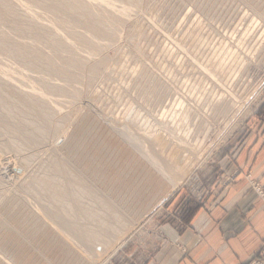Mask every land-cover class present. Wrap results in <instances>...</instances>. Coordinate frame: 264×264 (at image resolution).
<instances>
[{
    "label": "rangeland",
    "instance_id": "1",
    "mask_svg": "<svg viewBox=\"0 0 264 264\" xmlns=\"http://www.w3.org/2000/svg\"><path fill=\"white\" fill-rule=\"evenodd\" d=\"M33 1L37 0H32V3L39 5L35 11L42 7ZM38 11L42 12L43 8ZM67 13L74 16L73 12ZM122 24L115 41L103 50L107 68L101 69L92 85L87 86V79L74 83L82 89L78 101L73 93L70 94L73 91L71 87L67 88V91L71 89L68 93L46 90L44 93L50 94V99H45L50 101L53 98L50 102L36 98L35 102L30 101L25 92L33 93L35 85L37 90L43 88L40 69L33 68L30 74L32 71L24 70L25 59L12 60L8 56L10 52L0 50V61H3L0 62V74H6L0 75L3 82L0 84V107L7 106L0 108V114L4 113L0 116V127L5 128H0V164L3 166L5 159H10L14 165L25 168L24 173H16L15 170L9 171L11 174L6 173L10 176L0 170V251L7 252L16 264H95L97 260L96 264H143L153 253L161 225L172 219L171 212L175 206L183 205V213L178 217H185L195 204L212 195L214 186L223 180L225 158L251 131L254 118L264 112V0H143L142 9L131 17L123 18ZM77 44L81 50L89 48L86 42ZM34 59L37 63L38 60ZM206 68H210L211 75ZM43 69L46 71V66ZM144 70H147L145 78L136 81ZM217 74L220 77L215 76ZM30 75L35 81L30 79ZM72 75L76 74L72 72ZM5 84L8 88L4 87ZM9 85L15 87L13 91ZM29 87L33 92L28 90ZM14 89L19 92H14ZM8 91L17 94L16 100ZM89 100H94L93 106ZM177 100L190 108L188 126L173 137L167 131L162 136L152 134L154 124L164 109L177 108ZM60 101L66 107L63 111ZM225 102L233 107V113L227 117L218 116L214 108ZM9 106L18 111L10 118ZM39 110L49 111L46 113L48 116L52 114V118ZM40 113L48 118L44 120L45 124L52 127L51 130L48 124L45 125L49 129L45 139L42 134H33L28 128V121L35 120ZM101 113L110 115L113 120L125 117L132 125L130 137L137 147H130L117 134L113 135ZM32 115L37 116L34 119ZM1 117L7 118L4 124L8 125H4L3 120L1 122ZM15 122L16 127L20 124L19 127L27 134L26 145L22 135L15 134ZM203 122L206 123L205 128ZM3 133L7 137H1ZM14 135L21 138L14 141L17 139ZM65 135L66 141L61 137ZM56 139L60 141L58 146L53 145ZM31 140H35V145L38 141V147L30 143ZM9 142L14 145L10 146ZM164 143H168L167 149H176L174 154L178 150V158L182 157L180 162L163 150ZM2 149L8 150L4 151L8 157ZM32 156L31 160L29 157ZM62 156L66 161H78L90 171L97 178L95 181H99V188H115H112L115 195H123L125 205L135 212L133 216L138 221L134 227L132 225L133 228H126L123 243L114 248H104L94 241H85L88 227L81 230L76 220L70 219L54 203L53 189H43L38 177L44 173L51 177L61 176L62 170L52 169L50 164L55 159L61 160ZM26 158L29 165L24 161ZM166 161L171 163L172 170H164L168 178H162L156 172L166 166ZM44 162L48 164L42 166ZM34 180L38 183L35 184ZM138 188L145 190L143 196H137ZM48 208L53 212H46ZM3 262L0 258V264H5Z\"/></svg>",
    "mask_w": 264,
    "mask_h": 264
},
{
    "label": "bare ground",
    "instance_id": "2",
    "mask_svg": "<svg viewBox=\"0 0 264 264\" xmlns=\"http://www.w3.org/2000/svg\"><path fill=\"white\" fill-rule=\"evenodd\" d=\"M33 2H35V4L36 3L42 4L41 8H43V11L42 12L38 11L41 8H39V9L37 8L38 10L35 11L36 9H34V8L37 5L35 6L32 3V0H0V50H2V51L5 50V51L10 52L9 54L8 53L7 54L10 58H12V60L16 61V60H18V58L19 59L20 58L25 59L26 66H24V70L28 69V71L29 70H30V72L32 71L30 74L33 73V68L34 69L35 68L40 69V75L42 78L43 88H41V86H40L41 89L37 90L36 89L37 85H35L34 86L35 89L33 92V90L32 89L30 90V87H29L28 90L32 91L33 93H31L29 91L25 92L28 87H24V85H23V87L26 89H24L23 87L21 89L25 90L24 92L28 95V99L30 101L35 102L36 99H39V101L45 100L46 103L50 102L53 99L52 98L50 101H47L45 99V98H49V95H50V94L48 95V93L47 94L44 93V92H46V90L48 91L49 89L50 90L55 89V90H59V92L60 91L62 92V91H67V88L71 87V89L73 88L72 89L73 91L70 94L72 95V93H73L75 100H77L82 93V89L80 90L79 88H77L74 85V83H81L84 79H87V81H86L87 86L92 85V82L97 77L99 72H101V69L107 68V62L105 60L104 54H102V53H103L104 49L108 48L115 41L116 37L119 34L120 28L123 25L122 24L123 18L126 19L128 17H131L134 12L140 11L142 9V5H143V0H37V1H33ZM37 7H39V5ZM67 12H73L74 16L68 15ZM19 22H21V23H19ZM80 24H85V25L80 26ZM263 37H264V35H263ZM102 40H108V41L102 42ZM77 42H86V44L87 43L89 44V48L87 50H83V49L81 50L80 47L78 46ZM50 44H52L51 47H49ZM47 48H50L51 51L50 50L47 51L48 50ZM5 51H4V53H5ZM7 54H5V55H7ZM33 56H34V58H36V60H38L37 63L34 62L35 59L33 58ZM0 60H2V59H0ZM13 62L14 61H12V64H13ZM43 66H46V68H47L46 71H43L44 70ZM6 67H8V66H6ZM19 67H21V66H19ZM8 68L10 69V67H8ZM21 69H23V68L21 67ZM206 69H207L208 74L210 73V75H211L212 74L211 70L208 71V69H210V68H206ZM14 70H15V68H14ZM27 72H26V74H27ZM37 72H39V71H37ZM72 72L76 74L75 76L72 75L73 77L70 76V74ZM146 72H147V70H144L141 74H139L136 77V81L145 78ZM4 74L5 73H3V75ZM36 74H38V73H36ZM3 75H1V76H3ZM40 75L38 74V76H40ZM218 75L219 74H217L215 76H218ZM5 76H6V74H5ZM8 76H10V75H8ZM32 77H34V76H32ZM218 77H220V76H218ZM12 78H10V79H12ZM213 78H215V77H213ZM223 78L224 77H222L221 80H223ZM27 79H25V80H27ZM30 79H32L31 75H30ZM36 79L38 80V77ZM215 79H218V78L216 77ZM18 81H20V80H18ZM28 81H30V80L28 79ZM32 81H35V80L32 79ZM216 81L218 82L219 80H216ZM2 83L3 82L0 81V84H2ZM11 83H13V82H11ZM38 83H40V82H38ZM8 84L9 83H7V85ZM219 84L220 85L222 84L221 81ZM17 85H19V84L17 83ZM25 85H27V83ZM223 86H224V84H223ZM4 87H7L6 84L4 85ZM4 87H2V88H4ZM9 87L11 88L10 90L15 88V87L12 88V85H9ZM20 87H21V85H20ZM7 88H5L4 90L7 91ZM157 89H155V90L158 91ZM4 90H3V93H4ZM70 90L68 89L67 93ZM6 91H5V93H6ZM16 91H17V89L14 92H16ZM11 92H9L8 94L13 93V92L12 93ZM17 92H19V91H17ZM67 93H66V95H68ZM21 94L23 95L22 91H21ZM45 94H46V96H45ZM54 94H56V93H54ZM165 94H167V93L165 92ZM13 95H14V93L12 95H10L11 98L12 99L14 98V100H16L15 98L18 97V96H16L17 94L14 95L15 97H13ZM63 95H65V94H63ZM5 96L6 95H4V97ZM51 97H53V96H51ZM8 98L10 99V97H8ZM19 98H20V96H19ZM61 98L59 97V99H61ZM63 98L65 101L66 97L63 96ZM23 99H24V97H23ZM55 99L56 98L54 96V100ZM11 100H9V102ZM18 102H19V100H18ZM56 102H58V101H56ZM92 102H94V100H89L90 105L93 106L94 104ZM3 103H5V102H3ZM7 103H8V101H7ZM30 103L31 102H29V104ZM32 104H33V102H32ZM49 104L52 105V103H48V105ZM14 105H15V103H14ZM18 105H21V104H18ZM62 105H63V103H62ZM176 106H177V108L174 107V109H173V107L169 108V109H168V107H166L164 109V113L158 119V122H156L154 124V128L152 129V134L159 133L162 136V133L167 131L168 134L173 137V135L176 136L177 133H179L180 131H182V129H184L185 127L188 126L187 120H188V115L190 113V108H188L187 105L184 104L183 101H179V100L176 101ZM4 107L3 108L0 107V108L4 109ZM6 108H7V106H6ZM27 108H29V107H27ZM62 108H61V110L63 111V110H65L66 107H64V105H63ZM47 109L50 110V108H47ZM54 110H55V107H54ZM57 110L59 111V108ZM214 110L218 116H226L227 117L233 113V107L226 102L217 104L215 106ZM34 111H37V108ZM7 112L9 114L8 117L10 118V115L16 114L18 111L9 106ZM40 112H43V111H40ZM46 112H48V113H50V112L47 110L45 112H43L45 114V116H48V114ZM59 112H57V114H59ZM128 112H130V109L128 110ZM29 113H30V115L32 114L31 112H29ZM36 113H34V114H36ZM2 114H4V113H2ZM2 114H0V116ZM6 114L7 113H5V115ZM41 115H39V117L36 119H35V117L37 115H35V117L32 115L35 120L28 121V124H29L28 126H30L28 128L32 130L33 134H35V133L42 134V136H43L42 138L45 139V137H47L49 135V129H47L46 128L47 126L45 127V125L46 124L49 125V123L45 124L44 120L47 117L44 118V115H42V117H41ZM50 115L52 118V114H50ZM101 115H102L103 119L105 120L106 124L109 126L111 133L113 135L117 134L118 137L120 138V140L122 142H124L125 144H127L128 146L137 147L135 144H133L134 140H132L130 137V133H131L130 128L132 125L127 123L128 121L125 119V117L123 120H117L116 118H115V120H113L110 115H105L104 113H101ZM64 116H66V115H64ZM16 117H18V116H16ZM1 118H2L1 122L3 120L2 123L4 124L5 117H4V119H3V117H1ZM21 118H23V117H21ZM53 118H54V116H53ZM59 120H60V118H59ZM7 121L8 120H6V122ZM22 121H25V119H23ZM57 121H58V119H57ZM6 122H5V124H7ZM10 122L13 123L14 121L10 120ZM17 122H18V120H17ZM14 124H15V126H14L15 134L20 133L22 135V138L21 137H18V138H21L23 140L24 144L26 145L27 141L25 140V138H26L27 134L22 131V128L19 127L20 124H18L19 125L18 127H16V122ZM52 124H53V122H51V125ZM142 125H143V122H142ZM202 125L205 128L206 123L203 122ZM58 126H59V124H58ZM59 127H61V125ZM0 128H2V127H0ZM2 129L5 130L4 126ZM50 129L52 130L51 126H50ZM54 129H55V127H54ZM10 131H11V128H10ZM1 132L2 131L0 129V133ZM7 134H8V132L6 133V135ZM1 137L5 138L7 136L4 137V133H3ZM14 137H16V136L14 135ZM61 137L63 138L64 141L67 140L66 135L61 136ZM18 138L14 141H18ZM58 139H56L53 142L54 146H56V145L58 146V143L60 142V141L58 142ZM11 142H9L8 144H10ZM20 142H21V140H20ZM31 142L34 143L35 140H33V141L31 140L30 143ZM41 142H43V141L41 140ZM55 142H56V144H55ZM38 143L39 142L37 141V144H36L37 147H38ZM17 144H15V146H17ZM167 144L168 143H164L162 145L163 150L165 152L168 151L173 158L176 157V159H177L179 156V155H177L178 150H177V153L174 154L176 149H174V150L167 149ZM11 145H12V143L10 144V146ZM34 145H35V143H34ZM42 145H44V144H42ZM30 146H31L30 148H32V145H30ZM4 148H6V147L4 146ZM25 148L29 150V148H27V146H25ZM14 149H15L14 147H13V150L11 149L12 152H14ZM17 149H19L18 146H17ZM28 150H26V151H28ZM2 151L7 152L8 150L2 149ZM6 152H4V153H6ZM9 152H11V151H9ZM9 152H8V154H10ZM16 152H18V151H16ZM185 152H186V150H185ZM21 154H22V151H21ZM6 155H7V153H6ZM37 155H38V153H37ZM1 156H2V154H1ZM14 156H16V155H14ZM4 157H5V155H4ZM6 157H8V155ZM17 158H19V157H17ZM29 158L32 160V158H34V157L32 156ZM38 158H39V156H38ZM181 158L182 157L180 155V158H178L179 162H180ZM66 160L67 159L65 158V156H64V158L62 156L61 160L59 158L55 159V161L54 162L51 161L52 163L50 164V167L52 169H54V167H55L57 169L59 168L60 170H62L61 176H59V177H53L52 176L51 177L48 173L47 174L44 173V176H41L40 178L38 177V179L41 180V181L39 180V182L44 187L43 189L44 190L53 189L52 199H53V201L55 200L54 203H57L56 205H59L60 208L62 209V211L65 212V214L68 215V217L70 219H75L76 225L81 230L88 227V230L86 232V236L84 237L85 241H94L96 244H98V246H101L104 248H107V247L114 248L115 245L120 244L121 242L123 243V241L125 240L124 236L127 233L126 228H128L130 226L132 227V225L134 227L135 221H138L133 216L135 214V212L131 209L130 206L125 205V203H124L125 198L122 197L123 196L122 194H121L122 198L120 197L119 194H117V196L115 195V193L112 190L113 187L106 186L104 189L99 188V186H98L99 181L98 182L95 181V179H97V178H95V176L93 177V175L90 173V171H88L83 166L79 165L78 161L72 162L71 160H68V161H66ZM5 161H4L5 163H3V166H1L2 164H0V170L2 172H4V174L9 173V171H14V170L16 171V173H24V171H25L24 167L21 168V167H18V165L17 166L14 165V163L10 162V159L8 161L5 159ZM24 161L26 163L28 162L27 164L29 165V159L28 158H26V160H24ZM187 161H188V159H187ZM46 164H48V163L44 162L41 165L45 166ZM165 165L166 166L164 168H166V169L162 168L161 170L158 171L160 173L156 172L162 178H168L167 176H165V175H167V172H165L164 170H168V171L172 170L171 163L169 161L167 162V164L165 163ZM19 166H21V165H19ZM63 166L65 167L64 170H63V168H64ZM48 167H46V169H48ZM9 174H11V173H9ZM6 175H8V174H6ZM8 176H10V175H8ZM36 181H35V184L38 183ZM184 181H185V179L181 183H184ZM24 183H26V182H24ZM113 189L115 190V188H113ZM144 191H142L140 188H138L137 196L138 197L143 196ZM167 196L168 195L166 194L165 197H167ZM48 210H49V208L46 209V212H48V213L50 211L53 212V209H51L50 211H48ZM142 213H140V215H142ZM57 217H59V216H57ZM77 218H79V219H77ZM50 220L53 221L52 219H50ZM53 223L56 224V222H54V221H53ZM71 224H72V222H71ZM132 228H130V229H132ZM100 249L103 250V248H100ZM95 257L93 258L94 260H95ZM0 258H1V260L4 261L3 263H5V264H16L15 261L13 260V258L8 256L7 252H4V251L1 252L0 251ZM99 258L100 257H98V259ZM97 262H98V260H97ZM97 262L94 261L95 264Z\"/></svg>",
    "mask_w": 264,
    "mask_h": 264
},
{
    "label": "crops",
    "instance_id": "3",
    "mask_svg": "<svg viewBox=\"0 0 264 264\" xmlns=\"http://www.w3.org/2000/svg\"><path fill=\"white\" fill-rule=\"evenodd\" d=\"M253 122L225 158L223 180L212 195L185 217H178L183 205L175 206L143 264H252L262 259L264 112Z\"/></svg>",
    "mask_w": 264,
    "mask_h": 264
},
{
    "label": "built area",
    "instance_id": "4",
    "mask_svg": "<svg viewBox=\"0 0 264 264\" xmlns=\"http://www.w3.org/2000/svg\"><path fill=\"white\" fill-rule=\"evenodd\" d=\"M252 264H264V250H263V257L261 260H256L254 262H252Z\"/></svg>",
    "mask_w": 264,
    "mask_h": 264
}]
</instances>
